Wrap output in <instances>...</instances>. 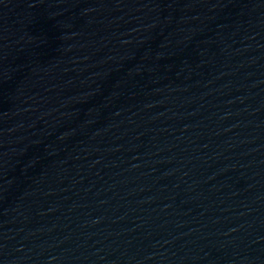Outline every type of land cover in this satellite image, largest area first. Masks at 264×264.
Instances as JSON below:
<instances>
[{
  "label": "water",
  "instance_id": "obj_1",
  "mask_svg": "<svg viewBox=\"0 0 264 264\" xmlns=\"http://www.w3.org/2000/svg\"><path fill=\"white\" fill-rule=\"evenodd\" d=\"M0 264H264V0H0Z\"/></svg>",
  "mask_w": 264,
  "mask_h": 264
}]
</instances>
